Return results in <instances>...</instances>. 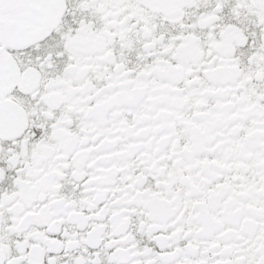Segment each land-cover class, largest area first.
<instances>
[{
    "label": "snow or ice",
    "instance_id": "obj_1",
    "mask_svg": "<svg viewBox=\"0 0 264 264\" xmlns=\"http://www.w3.org/2000/svg\"><path fill=\"white\" fill-rule=\"evenodd\" d=\"M0 264H264V0H0Z\"/></svg>",
    "mask_w": 264,
    "mask_h": 264
}]
</instances>
